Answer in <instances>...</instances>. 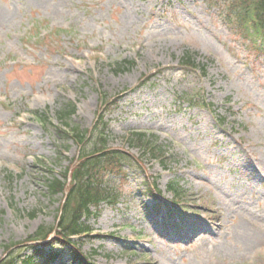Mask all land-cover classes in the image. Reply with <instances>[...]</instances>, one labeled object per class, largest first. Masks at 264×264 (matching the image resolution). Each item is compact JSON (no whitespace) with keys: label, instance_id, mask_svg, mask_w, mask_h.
<instances>
[{"label":"rangeland","instance_id":"374dc122","mask_svg":"<svg viewBox=\"0 0 264 264\" xmlns=\"http://www.w3.org/2000/svg\"><path fill=\"white\" fill-rule=\"evenodd\" d=\"M226 15L221 0H0V258L55 224L62 197L45 180L78 152L55 136L57 111L74 106L85 131L100 98H114L107 147L139 161L107 169L116 204L78 239L89 264H264V58ZM184 54L205 75L180 67ZM122 60L133 67L117 72ZM131 132L154 135L163 160L128 144ZM171 181L184 195L178 222Z\"/></svg>","mask_w":264,"mask_h":264},{"label":"trees","instance_id":"16d2710c","mask_svg":"<svg viewBox=\"0 0 264 264\" xmlns=\"http://www.w3.org/2000/svg\"><path fill=\"white\" fill-rule=\"evenodd\" d=\"M224 5H227L228 7V16L233 19L236 24H240L244 21H250V15L254 13V24H258V28L263 30L264 33V0H221ZM190 60V57L186 56L183 60L184 63H188ZM129 64V62H128ZM189 64V63H188ZM79 132L76 130L73 134L74 137L78 136ZM135 140L139 141V143L145 144V136L143 135H134ZM146 145V144H145ZM157 153L159 151L157 149H154ZM103 156V157H102ZM113 160V157L111 154H106L105 152L100 153L99 155H93L89 159H85L82 163H80L79 168L72 169L71 174L73 173V178L78 180V183L76 186L70 187L67 190V203L63 206V216L60 220V228L61 232L56 233V237L54 240H59V243L65 244L63 248H68V257L70 259V264H85L84 258L79 255L76 248H74L73 245H71L69 234L72 232H80V218L84 213L81 212H87L86 209L89 204H96L98 200V195L100 193H103V188L100 185H96L93 182H91V176L90 180L89 175L86 176L88 182H85L84 180H81L79 177V174H84L89 172H94V169L100 170L104 169L106 167V164ZM80 174V175H81ZM65 180L59 181L58 179H53L52 181H48V190L51 194L56 193H62L65 191ZM103 198V195L101 196ZM77 198H79L80 202L79 204L76 201ZM86 206V207H85ZM79 218V219H78ZM75 229H78L75 231ZM47 231L43 232V230H40L36 233V235L33 237L34 240H45L47 238V234L51 228L46 229ZM32 240V239H30ZM29 242L27 240L25 243ZM16 246L15 244L4 246V249L6 251L7 257L5 259L0 260V264H15V258H14V251L11 248H14ZM62 250V249H61ZM63 251V250H62ZM38 250H33L32 255L26 258L22 263L23 264H49L50 261L54 260L55 257L58 256V253H53L50 251V253L44 258L42 263H35L33 259L35 257L38 258L36 255H40L41 253H37Z\"/></svg>","mask_w":264,"mask_h":264}]
</instances>
